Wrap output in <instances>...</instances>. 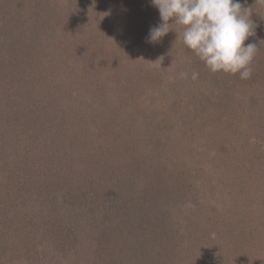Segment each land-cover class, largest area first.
<instances>
[{
	"label": "rangeland",
	"instance_id": "obj_1",
	"mask_svg": "<svg viewBox=\"0 0 264 264\" xmlns=\"http://www.w3.org/2000/svg\"><path fill=\"white\" fill-rule=\"evenodd\" d=\"M11 1L27 5L26 9H29V7L31 9L32 6L29 0H0V3L5 4ZM113 1L117 8L121 7L123 11L126 10L121 1ZM194 2L199 4L198 8L203 7L199 0H184V2L182 0L180 3L178 0H155L154 4L150 5L148 10L155 7L159 12L155 20L157 26L155 25V29V26L148 29L151 26L144 21L141 25L142 35H139L140 46L137 43L132 46L136 50L147 54L148 57H143L140 54L138 58L142 61L140 62L138 59L126 54L131 50H117L109 44L106 41L107 39L102 37V31L98 25L95 27V34L98 33L97 35H99L95 38L98 40H95L96 42L93 41L91 33L85 30L87 20L84 22L86 28L83 26L81 29L79 19L82 21L81 14L84 6L81 0H43V11L38 12L40 18H44L49 27H52L51 23L54 18L55 22L62 23L64 21L70 24L67 27L69 36L65 38L64 44L67 45L68 50L72 49L73 52L71 57L66 56L60 63L57 56L60 53L58 58L61 57L62 53L52 52L58 49H56L57 47L53 44V41L45 38L41 43H36L35 52H37V57L34 64H28V72L34 71L39 76L41 75L45 84L42 92H51V94L48 93L46 98L49 100L55 99V112L60 115L56 119L57 122H54L55 126L57 125L56 128L60 119L67 116V118L78 122L76 126L82 128L81 133L75 126L72 131L78 130L81 135L90 136V144L107 145L106 148L110 153H112L114 147H119L121 150L113 151V156H123L125 154L124 149L121 148L124 144L126 147L129 145L131 151L142 148L143 153L141 156L139 155V158H144L148 152L150 154L158 153L163 155L164 158H170L173 153L177 152L176 150L180 149L179 167L182 158L187 156V146L191 144L198 146L200 144L199 149L202 150L201 154H197V158L202 165L199 167L198 164L200 171L197 178L189 180L190 184L194 182L195 185L193 183L192 185L187 184L183 178L186 174L177 165L175 167L176 173L178 171L179 173L177 176L167 179L165 183L162 182L163 180L154 179L152 175V189L155 191V195L152 194L151 200L160 202L157 206L160 212L155 213V215L148 214L141 223L142 225L130 227V232L125 231L126 229L123 226L119 233H114L113 240L117 236L118 239L117 242L111 243L109 247L110 254L106 252L102 254L103 250H99V242H96L92 236H87V238H91L88 243L92 252L91 258L84 259V256L75 258L74 264H128L129 260L130 264H137V260L139 264H173L174 258L175 260L179 259L180 264H264V214L260 217L262 221H256L255 226H247L244 222L231 225L233 222L231 213L236 212L235 208L238 205L236 209L241 211L243 205H241L239 199H237L239 202L234 201L231 194H226V191L224 193L221 190L224 175L231 172L227 168H230L233 164L232 161H229L230 157L227 154L230 150L222 149L218 151L219 143L214 145L211 141V138L214 137L217 142L226 144L228 136L225 132L219 131V128L229 119L238 117L233 109H237V104L242 102L239 100L242 94L245 99L246 95L250 96L255 93V102H257L259 96L264 94V74L257 72L254 77L256 70H260V67L264 68V65L252 64L255 69L253 76H250V79L245 76L237 80V83L245 87L230 88V91L236 92L233 96L236 100L233 99L234 102L233 100L231 102L225 99V103L227 101L231 106L228 103L226 106L224 105V112H219L221 107H217L215 113L212 112L213 116L205 121L202 114H206L207 110L203 111L202 107L210 98L209 91L217 84L214 76L220 70V67L225 68V64L231 63L229 59L233 58L234 54L226 58L223 57L224 60L222 58L219 64H216L213 60L217 57L215 55L211 57L210 62L206 59L203 62L197 56L192 57L195 50H190L189 46H192L193 49L197 41L202 43L204 34L208 33L210 29V25L205 27L206 24H209V20L208 23H200L194 20L189 23L186 22L187 11L189 10L187 5L195 6L193 5ZM132 6L126 14L121 13V20L125 22L131 20ZM121 8L119 11H121ZM177 9L182 12L178 17L175 16ZM52 13L55 16H51ZM189 16L191 17V15ZM4 23L1 19L0 24L3 25ZM6 25L8 28L11 26L10 23ZM14 25L20 26L21 36L25 37V25ZM84 32H86V35ZM54 34L56 32L49 30L47 36L53 37ZM11 35L0 34V68L6 64H11L18 71L15 76H18L17 78L21 81L26 80V75H23L25 67L21 68V64L16 60L18 57L25 55L23 54L25 51L21 54L19 52L16 57L11 56L14 42ZM116 39L117 36L111 41L114 42ZM168 50L174 54L177 53L181 58L180 62L174 64L172 56L168 55L167 52V63L164 64V69L152 67L153 69L150 70V65L146 63L150 60V57L152 59L151 55L154 54V57H156L153 61L156 59L164 61V53ZM98 52L102 58L97 61V58H99L96 57ZM79 54L82 58H85L84 63L78 64L75 61V58L80 59ZM87 56L88 58H86ZM91 58L96 59V63L92 62ZM120 59L123 61H119ZM232 66L230 64L226 65L227 73L232 70ZM212 68H215L214 71L212 70L215 75L212 76V79L210 78L211 80L209 78L207 80L204 78L203 72L211 71ZM0 74L2 73L0 72ZM9 75L7 72L5 75L2 74L3 77ZM0 79H2L1 75ZM223 80H221L222 83ZM232 80L229 78L227 83L232 84L230 83ZM10 82L12 83V80ZM17 84L18 80L14 81V86ZM241 90H243V93H241ZM247 92L250 93L247 94ZM27 97L30 100L31 97L29 95ZM232 104H234L233 108ZM23 106L22 98H16L12 95L5 98V94L0 93V110L3 112V114L0 113V122L1 118L6 116L8 120L4 127L0 129H5L14 124H21ZM254 106L253 102L251 105L248 104L249 115L254 110L257 111L258 108L256 109ZM196 108L201 113L198 114V120L194 116ZM26 109L29 110V108ZM32 113L35 114L33 110ZM257 113L261 115V112ZM218 118L219 122H216ZM197 121L200 123H196ZM209 122L213 123V126L208 124ZM192 124L195 126L198 124L201 127L199 128L200 131L197 129L190 130L191 127H195ZM212 127L214 128L212 129ZM191 134L192 137L189 138ZM104 137L106 139H103ZM200 138L201 140H199ZM180 140L183 142L180 143ZM0 146L2 147L1 143ZM3 152L5 151L3 150ZM9 152L10 149L6 150L5 154ZM5 154L0 160V168L5 163L7 157ZM11 154L9 156L12 157ZM11 161L15 163L14 160ZM6 166L8 165H4L2 169ZM5 176L1 170L0 226L1 224L15 225L23 221L18 216H12V214L16 215L13 211L8 214L4 213L7 207L10 208L18 202L11 199L14 187L10 185L12 176ZM144 182L145 180L140 176L138 179L135 177L133 187H130L133 191L131 194L138 196L144 187ZM121 193L127 194L130 192L125 186ZM251 196V194H244L243 200L245 202L250 200L253 205L254 199ZM7 202L10 203L7 205ZM23 203L25 205H22V208L27 207L28 212L31 213L25 220L28 224L23 222L22 225L24 226L21 229L23 234L14 238H7L6 243L8 246L12 245L13 247L10 248L9 246L6 250L7 257L2 264H21V262L35 264L36 256H41V254L28 253L30 255L28 261V259H25V252L29 250L27 240L31 241L32 244H38L40 241H37L38 238H43V240L47 238L45 235L44 237L40 236L34 229V225L37 223L43 224V226L46 224V215L40 217L37 210L30 203L29 198ZM123 207L121 206V208ZM79 208L78 211L75 208L76 214L72 215L73 217L69 216L70 219L62 221L61 228L64 231L65 229L69 231L71 228L76 230L78 228L85 229L86 223H92L93 226L91 225L92 228L90 229H93V231L94 229L96 231L102 230L101 225H104L102 223H123V219L116 221L118 215L112 209L105 212L104 208L98 207L99 210L95 211L94 208V212L90 211L88 215L85 210L86 207L81 206ZM260 208H263V205L258 207V209ZM253 209L255 215L256 208L253 207ZM230 216L232 217L230 218ZM70 221L73 227H70L68 223ZM94 223L101 225L96 226ZM60 234L62 233L60 232ZM23 237L25 238L21 239ZM140 239H144L142 242L139 241L140 246L141 243L143 245L142 253L132 250L134 245L138 248V240ZM238 251H243V253ZM111 253H113V256ZM117 253L123 256L122 260L118 258Z\"/></svg>",
	"mask_w": 264,
	"mask_h": 264
},
{
	"label": "trees",
	"instance_id": "obj_2",
	"mask_svg": "<svg viewBox=\"0 0 264 264\" xmlns=\"http://www.w3.org/2000/svg\"><path fill=\"white\" fill-rule=\"evenodd\" d=\"M119 1L124 4L123 6L126 7V10L123 11L121 7L117 8L113 0H81L84 4L81 14L82 21L79 19L81 29L86 24L87 28L85 26V30L91 33L93 41L96 42L98 40L95 38L99 35H97L98 33L95 34V27L98 25L102 31L103 36H101L107 39L106 41L113 45L115 49L131 50L126 54L131 55L134 59H138L140 54L143 57H148L145 52L136 50L132 46L135 43L139 45V35H142L141 25L144 21L150 24L151 27H148V29L156 25L155 20L159 12L154 6L153 9L150 8L148 10L155 0ZM178 1L180 3L182 0ZM199 1L203 7L198 8L199 4L195 2L193 3L195 6L187 5L189 10L187 11L186 22L189 23L194 20L200 23H208L210 21L209 24L205 25V27H209L210 25V29L208 33L204 34L202 43L197 41L193 49L192 46H189L190 50H195L192 57L195 58L197 56L203 62L205 59L210 62L211 57L215 55L217 57L213 60H215L216 64H219L223 57L226 58L234 54L233 58L229 59L231 63H228L233 65L230 72L227 73L225 69L228 64H225V68L220 67L216 75L213 74L215 68H212L211 71L207 70L203 72V76L207 80L208 78L211 80L213 75L216 78L214 80H217L216 86L208 93L210 98L207 99V103L202 107L203 111L207 110L206 114H202L206 121L213 116L212 112L214 111L213 113H215L217 107H221L219 112H224L227 103L230 105L227 101L232 102L233 99L236 100L235 97L233 98L236 92L230 91V88H237V86H241L240 88L245 87L237 83V80L245 76L250 79V76H253L255 69L252 64L264 65V0ZM29 2L32 5L31 9L30 7L26 9L27 5L13 3L12 1L5 4L0 3V10H2L0 11V20L2 19L5 22L3 25L0 24V34H12L11 38L14 39V42L12 44L11 56L16 57L19 52L21 54L25 51L23 52L25 55L18 57L16 60L21 64V68L25 67L23 75L27 77L26 80L23 79L22 81L18 79V76H15L18 71L11 64H6L0 68L2 74L4 73L5 75L6 72L10 75L12 74V76L9 75L8 77H3L0 74L2 78L0 79V93H4L5 98L10 95L22 98V106L24 104L22 123L0 129V143L2 144V147L0 146V160L6 150L10 149V152L5 154L7 157L2 167L4 165L8 166L3 169L1 167L0 171L4 172L5 177L7 175L12 176V183L10 185L14 187L11 199L18 201L13 206H10V208L7 207L4 213L8 214L13 211L16 215L12 214V216H18L20 219H23L22 222L15 225L1 224L0 264L7 257L6 250H8L9 246L10 248L13 247L12 245L8 246L6 243L7 238H14L23 234L21 229L24 225L22 224L23 222L24 224L27 223L25 220L31 215L27 207L22 208V205H25L23 202L27 198H29L30 203L37 210L40 217L46 215V224L43 226V224L37 223L34 225V229L40 236L44 237L45 235L47 238L44 240L43 238H38L37 241L40 240L38 244H32L31 241L27 240L29 250L25 252V259H28L30 256L28 253H34L36 255L41 254V256L35 255L37 257L35 264H74L75 258L81 256H84V259L91 258L92 252L88 244L91 238H87V236H92L96 242H99V250H103L102 254L105 252L110 254L111 250L109 247L111 243H114L118 239L117 236L113 240L112 236L114 233H119L120 229H123V226L126 229L125 231L130 232V227L133 228L140 225L148 214L155 215V213L160 212L157 207L160 202L151 200L152 194L155 195V191L152 189V175L154 179L163 180L162 182L165 183L167 179L177 176L179 173V171L176 173L175 167L177 165L186 174L183 178L187 184L192 185L193 183L195 185L194 182L190 184L189 180L197 178L200 171L198 164L199 167L201 165L197 154H201L202 150L199 149L200 144L198 146L192 144L187 146V156L182 158L179 167L178 157L180 149L176 150L177 152L173 153L170 158H164L161 154H150L149 152L144 158H139V155L141 156L143 153L142 148H136L131 151V148L128 147L129 145L126 147L124 144L121 148L124 149L125 154L123 156H113V151L121 150L119 147H114L113 151H111L112 153H110L106 148L107 145H103L102 143V145L90 144V136L81 135L82 128L80 129L76 126L78 122L67 118V116L64 117L62 115L63 117L56 128L57 125L55 126L54 122H57L56 119L60 115L55 112V99L49 100L46 98L48 97V93L51 94V92H42L45 86L44 81L38 73L34 71L28 72V64H34L37 57V52H35L36 43H41L45 38H49L57 47L56 49L58 50L52 52L55 53L57 51V54L58 52L62 53L61 57L58 58L60 53L57 56V60L60 63L66 56L71 57L73 55L72 49L68 50L66 48L67 45L65 46L64 44L65 38L69 36L67 27L70 24L64 21L62 23L55 22L54 18L52 19L54 21L51 23L52 27H49L46 23L47 21L44 18H40V14H38L44 7L43 0H29ZM131 4L135 6L133 7ZM130 6L133 7L131 10L133 14L131 15V20L125 22L120 19V15L121 13L126 14L127 10L131 9ZM120 8L121 11H119ZM181 13L180 9H177L175 16L178 17ZM51 16L55 15L52 13ZM8 23L11 24L10 27L12 29L6 27ZM14 24L25 25V37L21 36L22 30L20 26H15ZM49 30L56 32V34L53 37H48L47 33ZM84 34L86 35V32ZM115 36H117V39L114 42L111 41ZM140 48L142 49V47ZM99 52L98 56H96L99 57L97 61L102 58V56H99ZM167 52L168 55L172 56L174 64L180 62L181 58H179L177 53L174 54L168 50L165 53L163 52L164 61L161 59L153 61L156 57H154V54L151 55L152 59L150 57V60L146 63L150 65V70L153 69L152 67L164 69V64L167 63ZM91 53L93 55L92 51ZM78 56L80 59L75 58V61L78 64L84 63L85 58H82L80 54ZM52 59L54 58L52 57ZM95 60L91 58V61L94 63H96ZM119 61L123 60L120 59ZM139 61L142 62L141 60ZM257 70L254 77L257 72L264 74L263 67ZM222 76L224 77L221 78ZM229 78L233 79L230 82L232 84L227 83ZM222 79H224L223 83ZM11 80L12 83L10 82ZM16 80H18V84L14 86V81ZM10 85L12 87L9 88ZM241 93H243V90H241ZM249 93L247 92V94ZM27 95L31 97L30 100H28ZM254 96L255 93H252L250 96L246 95L244 99L242 94L239 98L242 102L237 104V109H233L238 114V117L229 119L227 122H224L223 126H220L219 131L225 132L228 136L225 145L217 142V139L213 136L214 140L211 138L214 145L219 143V148L217 147L218 151L222 149L230 150L227 154L230 157L229 161L233 163L230 168H227L231 172L224 175V180H222L223 188L221 190L224 193L226 191V194H231L234 201L239 199L241 205H243L241 211H239L240 209H236L239 205H235L236 212L233 211L231 213L233 215V224L231 223V225L244 222L247 226H255L257 224L256 221H262L260 217L264 214V94L259 96L257 102H255ZM225 99H227L226 103ZM252 102L255 105L254 107L258 109L249 115L247 106L248 104L251 105ZM87 104L89 105V103ZM233 105L232 108L234 107ZM26 108H29V110ZM32 110L35 114L32 113ZM196 112H198L197 108L194 111V116L198 120V114L200 115L201 113ZM257 112H261V115ZM0 113L3 114L1 110ZM221 114L219 115L221 116ZM1 119L0 128H3L4 124L8 121L7 116ZM201 120L204 121L202 118ZM216 122H219V118ZM196 123L200 122L197 121ZM208 124L213 126L211 122ZM74 126L80 130V133L78 130L72 131ZM199 128L201 127L197 124V126L191 127L190 130H199ZM190 137H192V134ZM103 139H106V137ZM182 142L180 140V143ZM11 160H14L15 163H12ZM139 176L145 182L140 194L136 196L131 194L133 191L130 187H133L134 178L138 179ZM146 182L147 184H145ZM125 186L130 193H121ZM244 194L252 195L251 197L254 199L253 205L250 200H246V202L243 200ZM9 203L7 202V205ZM260 205H263V208L258 209ZM81 206L86 207L85 210L88 215L90 211L94 212V208L95 211L99 210L98 207L104 208L105 212H109L112 209L118 215L116 221L118 222L119 219H123V223H102L104 225L94 223L96 226L101 225L103 227L102 230L97 231L90 229L92 228L90 227L92 223H86L85 229L78 228L76 230L75 228H71L69 231L67 229L64 231L61 228L62 221L73 217L72 215L76 214L75 208L78 211ZM121 206L124 207L121 208ZM253 207L256 208L255 215ZM68 223L70 227H73L71 221ZM112 240L113 242H111ZM143 240L140 239L138 242H142ZM140 242L138 244L139 249L134 245V249L132 248V250L142 253L143 245L141 243L140 246ZM238 252L243 253V251ZM111 255L113 256V253ZM31 256L34 257L33 255ZM117 256L122 260L123 256L121 254ZM180 263L179 259H173V264ZM21 264L25 263L21 262ZM128 264H130V260ZM137 264H139L138 260Z\"/></svg>",
	"mask_w": 264,
	"mask_h": 264
}]
</instances>
